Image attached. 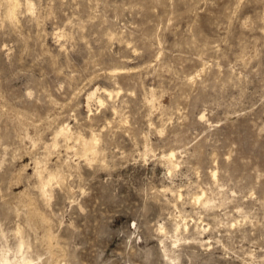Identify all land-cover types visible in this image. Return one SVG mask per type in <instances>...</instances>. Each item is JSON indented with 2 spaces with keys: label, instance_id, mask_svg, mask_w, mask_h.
<instances>
[{
  "label": "rangeland",
  "instance_id": "1",
  "mask_svg": "<svg viewBox=\"0 0 264 264\" xmlns=\"http://www.w3.org/2000/svg\"><path fill=\"white\" fill-rule=\"evenodd\" d=\"M15 2L0 0V254L264 264V0ZM38 173L56 177L47 196Z\"/></svg>",
  "mask_w": 264,
  "mask_h": 264
},
{
  "label": "bare ground",
  "instance_id": "2",
  "mask_svg": "<svg viewBox=\"0 0 264 264\" xmlns=\"http://www.w3.org/2000/svg\"><path fill=\"white\" fill-rule=\"evenodd\" d=\"M12 1V0H11ZM14 2H15V0H14ZM16 3V2H15ZM14 3V4H15ZM13 4V5H14ZM17 5V4H16ZM15 6V5H14ZM13 6V7H14ZM10 7H11V5H10ZM12 9V8H11ZM16 11V10H15ZM14 10H12L11 11V13L10 14H14L15 15V12ZM9 14V13H8ZM13 15V16H14ZM9 16V15H8ZM15 18V17H14ZM104 93H107V94H109L110 93V91H108L107 89H105V92ZM95 94V91H93V92H91L90 93V97L91 96H95L94 95ZM99 102H101V100H99ZM68 132H69V130H68V127H67V125H63L61 128H59V132H58V134H63L64 136H68ZM70 134V133H69ZM96 147V139H95V137L94 138H92L91 140H83V149H84V151H90V152H88L89 154L91 153L92 154V150H93V148H95ZM90 154V155H91ZM174 153L173 152H171L170 154H167V158H166V160L169 162V163H171V164H173V166H175V163H174V161H173V157H174ZM213 175L215 176L216 175V173L214 172L213 173ZM38 176H39V182H40V191H41V194L43 195V196H47L48 195V192H49V189H48V187L51 185V181L52 180H54L56 177H54L53 175H49L48 176V178L47 179H44V177L42 176V175H40L39 173H38ZM54 178V179H53ZM196 200L197 201H200V198H196ZM184 226H185V228H187V225L186 224H184ZM180 228V225L179 224H176V230H178ZM52 235V234H51ZM53 239H54V237H53ZM23 246H24V241L23 240H19V243H18V250L20 251L22 248H23ZM5 249V248H4ZM51 250V249H50ZM9 253H7V249H6V251H3L1 254H0V264H33V261L32 260H28L27 258H25V257H20V259H17L16 260V258L15 259H12V258H10L9 257V255H8Z\"/></svg>",
  "mask_w": 264,
  "mask_h": 264
}]
</instances>
